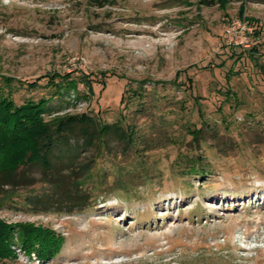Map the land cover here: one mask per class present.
Returning <instances> with one entry per match:
<instances>
[{"label":"rangeland","instance_id":"obj_1","mask_svg":"<svg viewBox=\"0 0 264 264\" xmlns=\"http://www.w3.org/2000/svg\"><path fill=\"white\" fill-rule=\"evenodd\" d=\"M0 96L81 117L0 178L9 264H264V0H0Z\"/></svg>","mask_w":264,"mask_h":264},{"label":"trees","instance_id":"obj_2","mask_svg":"<svg viewBox=\"0 0 264 264\" xmlns=\"http://www.w3.org/2000/svg\"><path fill=\"white\" fill-rule=\"evenodd\" d=\"M47 99L38 101L29 99L23 104H16L14 99L0 96V178L14 175L20 167L29 164H42L44 168L51 167L50 154L54 147V132L52 125H56V132L60 135L67 124L77 122V116L57 117L53 122L47 121L43 116ZM84 117V116H82ZM114 126H103L102 132ZM118 131L120 128H114ZM197 138L200 131H193ZM13 157H9L10 155ZM2 156V157H1ZM11 158V159H10ZM1 187V184H0ZM14 225H9L0 219V264L16 259L11 245L14 241ZM23 243L26 240L31 252L34 250L40 259L55 254L61 245L62 239L53 231H46L37 227H23L21 234Z\"/></svg>","mask_w":264,"mask_h":264},{"label":"built area","instance_id":"obj_3","mask_svg":"<svg viewBox=\"0 0 264 264\" xmlns=\"http://www.w3.org/2000/svg\"><path fill=\"white\" fill-rule=\"evenodd\" d=\"M241 27V23H238V22H234V23H232V25L230 26V28H228L229 30H228V33H229V35H230V41L231 42H234V43H236V44H240L239 42H238V40H236L237 38V28H240ZM243 28V31L245 30V29H247V27L246 26H244V27H242Z\"/></svg>","mask_w":264,"mask_h":264}]
</instances>
